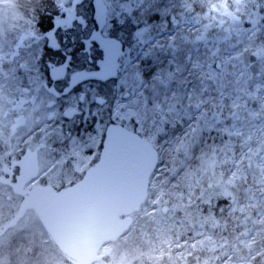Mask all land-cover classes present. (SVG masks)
<instances>
[{"label": "rangeland", "instance_id": "obj_1", "mask_svg": "<svg viewBox=\"0 0 264 264\" xmlns=\"http://www.w3.org/2000/svg\"><path fill=\"white\" fill-rule=\"evenodd\" d=\"M0 2L2 98L20 88L12 85L18 70L35 66L45 41L34 27L39 14L21 15V0ZM54 2L63 32L90 34L81 37L84 49L112 44L104 70L110 86H82L61 103L44 91L33 95L37 121L25 113L12 124L2 113L0 264H186L218 253L219 264H264V5L99 0V33L90 31V4L77 14V0ZM114 19L132 29L126 50L107 35ZM7 64L16 65L4 72ZM120 140L149 155L148 185L126 205L119 231L94 255L78 256L42 208ZM222 194L228 203L216 209Z\"/></svg>", "mask_w": 264, "mask_h": 264}, {"label": "trees", "instance_id": "obj_2", "mask_svg": "<svg viewBox=\"0 0 264 264\" xmlns=\"http://www.w3.org/2000/svg\"><path fill=\"white\" fill-rule=\"evenodd\" d=\"M21 5L17 8V11L26 16L31 10L30 16L39 14V18L36 21H33L34 27L37 28V32L41 35L40 41L44 38L45 43L42 44V52L38 55V62H34L35 66L28 67V69L23 70L20 68L18 72L20 76L15 78L21 79L20 81L12 83L15 86L18 82H21L22 85L17 91L12 90L14 96L12 98L7 97L5 100L8 101L9 98L13 100L21 98L20 106L13 104H2L1 108L4 109V114H11L10 122L13 124L14 119L17 117H23L25 113H29V117H33V120H37V116L41 110L37 109V106H31L33 95L48 93L53 96V99L57 100V103H61L62 99L68 100V96L72 93H79L82 89V86L85 88L95 87L97 90L101 88L102 91L105 90L107 86H110L107 76H104V70L107 67L105 64V58L108 53L112 52L110 47L112 44H107L105 41L98 44L99 49L91 50L89 48L84 49V46L81 47V43L85 39L82 38L88 37L90 34L85 33V36H81L80 32L76 33L75 30L72 32L66 31L63 32V24L58 21L60 14L61 5H56L54 0H21ZM263 4V1L253 0V3ZM82 4L81 6H79ZM90 4V7L85 9L87 10V20L91 24L90 31L99 32L100 26H103L105 22V14L102 15V9L100 7L99 0H77L75 4V12L79 13V8L83 5ZM2 3L0 2V9L2 8ZM17 6V5H16ZM78 9V11L76 10ZM76 20V19H75ZM21 25L22 22H20ZM74 27V19L71 23ZM72 28V26H70ZM16 28L19 27L16 26ZM67 28V29H71ZM107 35L111 37L121 38L125 46V50L130 47L133 43V37L131 36L132 29L123 28L118 20L114 19L111 22V25L107 27ZM82 37V38H81ZM89 39V38H88ZM53 41H55L58 47L51 46ZM75 41V43H73ZM87 56V58H85ZM93 56L94 58H90ZM7 54L2 53L1 58H6ZM66 57L71 58L69 62ZM16 65V64H15ZM15 65L7 64L5 68H2L4 72L7 69H14ZM20 67V66H19ZM34 68V69H33ZM103 77V78H102ZM107 82H106V81ZM82 82V83H81ZM7 92V91H6ZM11 94V93H10ZM19 97V98H18ZM83 106V101L80 102ZM5 106V107H4ZM24 107V108H22ZM33 112V113H32ZM4 119L3 115L0 120ZM224 202L228 203L225 199L224 194L218 197L214 201L215 208L217 209Z\"/></svg>", "mask_w": 264, "mask_h": 264}, {"label": "water", "instance_id": "obj_3", "mask_svg": "<svg viewBox=\"0 0 264 264\" xmlns=\"http://www.w3.org/2000/svg\"><path fill=\"white\" fill-rule=\"evenodd\" d=\"M136 155L137 174H144L150 160L146 152L131 146ZM101 164L83 181L56 197L43 210L65 247L76 254L95 250L118 228L126 185L118 186L117 171Z\"/></svg>", "mask_w": 264, "mask_h": 264}, {"label": "flooded vegetation", "instance_id": "obj_4", "mask_svg": "<svg viewBox=\"0 0 264 264\" xmlns=\"http://www.w3.org/2000/svg\"><path fill=\"white\" fill-rule=\"evenodd\" d=\"M105 156L107 157L105 164L109 169L117 171L116 180L118 186L126 185L125 194L123 196L124 204L119 221L120 225V222L121 224L123 223L121 219H125V207L128 202L139 196L141 190L148 185L150 167L144 174H137V170L134 168L137 163L136 155L133 150L130 149L129 144H126L124 140L112 143ZM100 246L98 248H100ZM91 255H94V253Z\"/></svg>", "mask_w": 264, "mask_h": 264}, {"label": "clouds", "instance_id": "obj_5", "mask_svg": "<svg viewBox=\"0 0 264 264\" xmlns=\"http://www.w3.org/2000/svg\"><path fill=\"white\" fill-rule=\"evenodd\" d=\"M208 184H215V181L206 179L205 186H207ZM223 255L224 253H218L215 255H202L200 259L196 261L189 260L188 262H186V264H219L220 257H222Z\"/></svg>", "mask_w": 264, "mask_h": 264}, {"label": "snow or ice", "instance_id": "obj_6", "mask_svg": "<svg viewBox=\"0 0 264 264\" xmlns=\"http://www.w3.org/2000/svg\"><path fill=\"white\" fill-rule=\"evenodd\" d=\"M129 11H131V9H129ZM139 34H140V33H137V35H139ZM73 43H75V41H73ZM86 43H87V41L85 40L84 42L81 43L80 46L83 47L84 44H86ZM51 46L58 47V45H56L55 41H53V43H52ZM110 58H111V53H108L107 56H106V58H105V64H106V65L108 64ZM66 59H68L69 62H71V58H70V57H66ZM81 100H83V96H81ZM96 102L99 103V104H104V103H106V101H105L103 98H97V101H96Z\"/></svg>", "mask_w": 264, "mask_h": 264}]
</instances>
